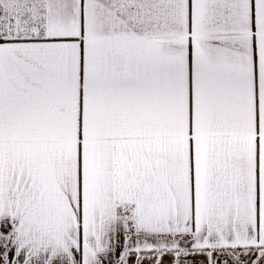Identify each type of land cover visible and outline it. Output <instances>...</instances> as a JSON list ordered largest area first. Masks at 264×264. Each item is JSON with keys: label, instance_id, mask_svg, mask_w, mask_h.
<instances>
[{"label": "snow or ice", "instance_id": "1", "mask_svg": "<svg viewBox=\"0 0 264 264\" xmlns=\"http://www.w3.org/2000/svg\"><path fill=\"white\" fill-rule=\"evenodd\" d=\"M0 264H264V0H0Z\"/></svg>", "mask_w": 264, "mask_h": 264}]
</instances>
